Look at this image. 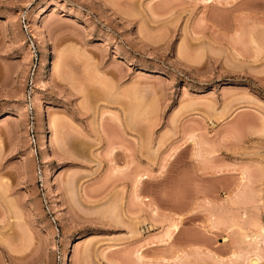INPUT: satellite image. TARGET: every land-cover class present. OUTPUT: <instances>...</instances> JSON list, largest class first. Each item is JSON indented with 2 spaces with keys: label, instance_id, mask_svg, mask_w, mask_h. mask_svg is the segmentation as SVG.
Returning <instances> with one entry per match:
<instances>
[{
  "label": "rangeland",
  "instance_id": "obj_1",
  "mask_svg": "<svg viewBox=\"0 0 264 264\" xmlns=\"http://www.w3.org/2000/svg\"><path fill=\"white\" fill-rule=\"evenodd\" d=\"M257 223L264 0H0V264H264Z\"/></svg>",
  "mask_w": 264,
  "mask_h": 264
},
{
  "label": "built area",
  "instance_id": "obj_2",
  "mask_svg": "<svg viewBox=\"0 0 264 264\" xmlns=\"http://www.w3.org/2000/svg\"><path fill=\"white\" fill-rule=\"evenodd\" d=\"M30 110V109H28ZM26 136L28 143L30 145H34L36 142L35 133H34V126H33V117L28 114L25 124Z\"/></svg>",
  "mask_w": 264,
  "mask_h": 264
},
{
  "label": "bare ground",
  "instance_id": "obj_3",
  "mask_svg": "<svg viewBox=\"0 0 264 264\" xmlns=\"http://www.w3.org/2000/svg\"><path fill=\"white\" fill-rule=\"evenodd\" d=\"M115 206H116V205H115ZM110 208H111V206H110ZM108 209H109V208H108ZM109 210H110V209H109ZM109 210H108V211H109ZM113 210H114V209H113ZM111 211H112V208H111ZM112 212H113V211H112ZM114 212H115V211H114ZM118 213H119V212H118ZM260 225H261V224H260ZM173 226H174V228H177V223H175ZM257 227L260 228V229L257 228L258 230H260L259 233H257V236L259 237V236L263 235V237H264V226H259V224L257 223ZM257 236H255V237L257 238ZM261 237H262V236H261ZM263 237H262V238H263ZM263 239H264V238H263ZM257 240H258V239H257ZM255 241H256V240H255Z\"/></svg>",
  "mask_w": 264,
  "mask_h": 264
}]
</instances>
